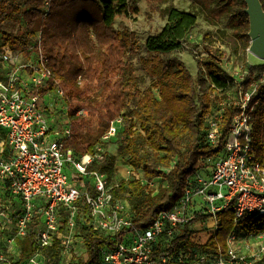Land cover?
I'll use <instances>...</instances> for the list:
<instances>
[{
    "label": "trees",
    "instance_id": "trees-1",
    "mask_svg": "<svg viewBox=\"0 0 264 264\" xmlns=\"http://www.w3.org/2000/svg\"><path fill=\"white\" fill-rule=\"evenodd\" d=\"M45 1L0 0V43L16 51L24 47L31 36L40 33L42 51L52 72L41 91L54 87L63 90L71 128L66 147L78 158L93 151L113 119L132 116L134 120L128 133L115 139L116 153L105 151L100 161L88 167L89 170L111 173L118 158L130 167L131 177L113 184L109 192L113 201L127 202L129 211L134 214L131 226L122 228L118 236L111 238L84 224L82 239L87 254L84 264H99L101 248L113 246L121 240L120 236L133 228H146L161 211L170 208L181 196L189 176L195 172L208 174L209 167L204 162L219 154L223 142L222 138L216 147H212L204 139V121L211 113L213 92L238 86L245 91L250 85L254 86L246 103V112L252 123V150L263 161L264 62L249 66L242 63L244 77L233 79L222 68L223 50L212 46L205 33L202 37L208 40L203 46L205 56L196 58L198 73L193 77L181 61L165 58V55L180 47L195 26L196 16L190 11L166 6L160 10L164 25L146 38V53L139 57L140 67L152 81L140 92L137 76L129 62L130 56L137 52L138 36L128 27H114L115 18L125 14L127 0H49L48 12L43 15ZM259 1L264 12V0ZM236 2L233 13L239 22L237 36L245 52L249 46L248 15L244 12L245 1ZM12 19H21L23 26L22 32L16 35L1 31V23ZM137 97L135 107L130 109V103ZM81 109L87 113L77 114ZM237 111L235 105L225 106L221 119L223 134ZM0 140H4V133ZM138 169H141L145 183L139 177ZM157 177L165 179L166 186L152 194L148 184ZM0 189L9 195L5 187ZM77 204L78 212L86 215L89 209L83 196ZM61 209H65L63 205L57 207V213ZM65 212L61 213L63 217L67 214L66 209ZM215 217V233L205 243L196 244L191 239L194 231L189 224L204 218L197 215L174 231L167 247L155 250L153 255L172 257L190 246L200 251L225 252L226 238L234 227L231 204L219 210ZM38 227L39 219L35 216L26 233L16 238L19 253L10 264H18L37 252L43 264L59 263L60 241L54 238L51 244L39 246ZM239 231L264 232V216L245 218L236 233Z\"/></svg>",
    "mask_w": 264,
    "mask_h": 264
},
{
    "label": "built area",
    "instance_id": "built-area-1",
    "mask_svg": "<svg viewBox=\"0 0 264 264\" xmlns=\"http://www.w3.org/2000/svg\"><path fill=\"white\" fill-rule=\"evenodd\" d=\"M48 8L49 0H46L43 15ZM243 74L245 71L240 79ZM51 76L40 33L31 36L28 43L16 51L0 43V135L4 133L0 148V187H5L17 204L0 208V231L11 224V240H14L24 235L31 220L38 216V245H49L54 238L58 239L54 235L58 228L57 207L63 205L69 210L67 222L72 225L77 216L75 205L83 196L89 209L83 214L86 224L111 238L118 236L122 228L131 226V220L125 215L130 212L129 206L124 200L113 201L104 173L88 167L102 159L106 151L102 143L117 138L123 118L119 116L110 122L92 152L76 158L71 148L66 147L71 128L63 90L54 87L41 91ZM234 90L236 99L221 102L204 121L206 144L216 147L223 138L219 154L208 159L211 161L208 174L195 172L189 176L178 200L161 211L146 228H133L113 246L101 248L99 264H167L174 260L183 263L187 252L172 257L153 253L166 248L174 231L197 215L212 223L214 234L215 214L229 204L234 227L226 238L227 250L218 253L201 250L199 257L189 264H234L242 259L231 244L236 240L237 227L245 218L264 216V163L252 150V123L246 112L254 86L250 85L245 91L239 86ZM230 104L238 111L223 134V110ZM85 113L84 109L77 112ZM72 172L86 185L84 189ZM250 234L264 239V232ZM60 243L65 244L64 240ZM186 249L196 252L194 246ZM261 249L264 250V244ZM37 253L18 264H43ZM12 260L0 243V264H10Z\"/></svg>",
    "mask_w": 264,
    "mask_h": 264
},
{
    "label": "rangeland",
    "instance_id": "rangeland-1",
    "mask_svg": "<svg viewBox=\"0 0 264 264\" xmlns=\"http://www.w3.org/2000/svg\"><path fill=\"white\" fill-rule=\"evenodd\" d=\"M236 3V0H127L125 4V14L115 18L114 27L115 29L128 27L138 36L137 52L130 56L129 62H131L134 73L137 76V87L139 91L141 92L148 88L152 82L150 77L147 76L140 67L139 57L146 53V38L158 32L164 25L165 19L161 17L160 10L166 6H173L183 11H190L196 16L195 26L186 35L180 47L165 55V58L174 57L181 61L193 77H196L198 73L196 58L205 56L203 46L204 43L208 42V40L202 39L205 33H208L211 39L209 43L212 46L223 50L224 60L221 65L227 76L239 80L243 73L242 63L243 65L246 63L247 66L258 64V62L250 61L248 50L246 49L245 52L243 51L242 42L237 36L239 22L233 13V7L237 5ZM22 30L23 26L21 25V19H12L1 23V31L11 33L12 35H16L22 32ZM244 57L245 61H243ZM138 99L137 97L135 101L130 103V109L135 107ZM234 99H236V95L232 87L224 91L213 92L211 95V111L214 112L217 110L221 102L225 101L224 103H226ZM132 125H134L132 116L124 118L118 137H122L123 133H128ZM1 142L2 140H0V148L2 147ZM102 145L107 153H116L117 140H106ZM204 163L208 164V167H211L210 160H205ZM129 172L130 167L118 158L115 161L113 171L111 173H103L106 177L107 185L111 187L122 179L130 178L131 175ZM71 175L75 180H78L77 183L80 185V188L84 189V183L79 180L77 174L72 172ZM138 175L142 178L141 169H138ZM142 181L145 183L143 178ZM165 186L166 180L157 177L149 182L148 190L151 191L152 194H156L160 188ZM14 204L15 206L17 205L15 201L11 200L9 195L4 194V189H0V207L11 208ZM75 206L76 212L79 213V215L77 214L74 218L72 225H69L67 222L70 217L68 209L64 207L67 210L65 217L61 215V213H66L65 209L59 210L58 213V228L55 230L54 235L58 237L60 241L64 240L65 243H60L61 254L58 264H84L87 260L86 249L82 239L84 231L83 225L86 224V222L84 221L83 215L78 212L79 205L76 203ZM125 215L129 220L134 216L132 211ZM11 226V224H8V228L0 231V243L3 245L9 257L15 259L18 256L19 248L16 239L11 240L13 237ZM263 244L264 239H260L255 234L239 231L231 247L235 250L236 255L242 257V259L236 260L234 264H264V250L261 249ZM184 252H187L185 253L187 257H184V261L187 263L199 257L201 253L200 249L197 248L195 253H191L185 249V251L179 252L178 254L183 256ZM36 256L42 259L39 253H37ZM175 263L176 261L174 260L169 261L167 264Z\"/></svg>",
    "mask_w": 264,
    "mask_h": 264
},
{
    "label": "water",
    "instance_id": "water-1",
    "mask_svg": "<svg viewBox=\"0 0 264 264\" xmlns=\"http://www.w3.org/2000/svg\"><path fill=\"white\" fill-rule=\"evenodd\" d=\"M248 15L249 46L247 50L254 49L264 55V12L259 0H244Z\"/></svg>",
    "mask_w": 264,
    "mask_h": 264
},
{
    "label": "crops",
    "instance_id": "crops-1",
    "mask_svg": "<svg viewBox=\"0 0 264 264\" xmlns=\"http://www.w3.org/2000/svg\"><path fill=\"white\" fill-rule=\"evenodd\" d=\"M191 228L194 231L191 239L196 244H203L213 236L214 228L212 223L208 219L201 218L196 220L191 224Z\"/></svg>",
    "mask_w": 264,
    "mask_h": 264
},
{
    "label": "bare ground",
    "instance_id": "bare-ground-1",
    "mask_svg": "<svg viewBox=\"0 0 264 264\" xmlns=\"http://www.w3.org/2000/svg\"><path fill=\"white\" fill-rule=\"evenodd\" d=\"M248 54H249L250 61L258 62V63L264 62V55L261 54L260 52L254 49H250L248 50Z\"/></svg>",
    "mask_w": 264,
    "mask_h": 264
}]
</instances>
